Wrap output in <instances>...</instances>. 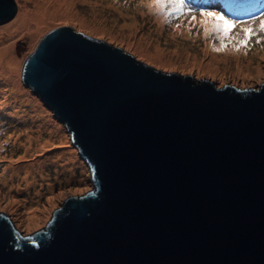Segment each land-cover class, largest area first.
<instances>
[{"label":"water","instance_id":"obj_1","mask_svg":"<svg viewBox=\"0 0 264 264\" xmlns=\"http://www.w3.org/2000/svg\"><path fill=\"white\" fill-rule=\"evenodd\" d=\"M18 12L0 0V26ZM92 189L24 234L0 212V264H264V84L167 73L72 27L22 70Z\"/></svg>","mask_w":264,"mask_h":264},{"label":"rangeland","instance_id":"obj_2","mask_svg":"<svg viewBox=\"0 0 264 264\" xmlns=\"http://www.w3.org/2000/svg\"><path fill=\"white\" fill-rule=\"evenodd\" d=\"M246 1L182 0L184 9L169 10L166 23L159 27L157 14L146 7L149 0H75L77 11L107 27H115L116 34L124 25L126 28L123 29L132 26L134 42H143L152 48L159 46L172 60V65L150 60L123 39L80 27L74 21L57 20L39 35L38 40L35 39V45L27 32L13 39L14 42L5 40V46L1 47L13 45L12 52L22 64L19 92L4 85L0 77V212L10 215L16 228L28 234L45 227L54 209L62 206L66 199L80 197L92 189L90 169L73 146L66 128L22 82L25 62L47 33L63 26L72 27L122 48L158 70L191 75L196 80L211 81L217 87L229 85L259 90L264 84V39L259 43L257 39L264 37V33L257 32L241 50L233 47L235 41H226L224 50L214 51L213 46L219 47V40L211 36L206 38L199 23L202 19L200 11L219 12L226 19L237 21L238 25L264 15V0ZM16 3L18 14L24 3L23 0H16ZM188 9L197 13L195 20L186 15ZM17 14L10 22L1 25L0 30L13 23ZM253 27H258V22ZM238 31L239 27L233 29V34ZM209 62L217 71L202 68ZM69 156L73 159L70 160ZM27 167H32L29 174L25 173L27 170H21L20 174L14 171ZM26 179L31 185L26 184ZM28 214L29 218L39 222L30 225L26 221Z\"/></svg>","mask_w":264,"mask_h":264},{"label":"bare ground","instance_id":"obj_3","mask_svg":"<svg viewBox=\"0 0 264 264\" xmlns=\"http://www.w3.org/2000/svg\"><path fill=\"white\" fill-rule=\"evenodd\" d=\"M246 2H248V0ZM23 3H24L23 7L19 10L16 20L7 27H4L3 29L0 30V41H2V43L0 42V75H1L0 77L2 78L1 80L4 83V85L8 87L11 86L12 89L15 91L17 90L19 92L21 90L20 88L21 85L19 81L20 80L19 71L22 62L17 57L14 56L12 52L13 45H9L7 47H1V46H5L6 43L4 42L5 40L7 41L10 40L11 42H14L13 39H16L17 36L19 37V35H22L26 32L32 37L31 43H33L35 39L38 40L39 35L42 34V32L47 27L52 25L57 20L74 21L80 27L88 28L91 29L92 31H96L113 37L115 35V39L116 38L123 39L122 41H125L128 43L129 46L134 47L135 50L140 55L141 53H144V55L146 54L145 56H147L150 60L157 61L159 63L166 65H172L173 63L171 59L166 57L163 50H161L159 46H155L152 48L148 45L147 46L143 45V42H139V41H137V43L136 41L134 42L133 41L134 32L132 26L127 27L129 29L128 30V29H123L126 28V25H124L123 28L118 32V34H116L114 31L115 27L113 26L112 28L107 27L104 25V23L98 22L94 19H89V17H87L86 15H82L81 12L77 11L74 8L75 0H23ZM248 6H250V4H248ZM166 19L167 16L165 17L159 14L156 15V20L158 22L159 27H162L166 23ZM125 34H127L126 37H124ZM35 43H33L32 45H35ZM242 48L243 47H239L238 50H241ZM237 53L238 52H235V54ZM202 68L211 71V68H214V65H211V63L209 62ZM215 71H217V69ZM63 159L66 160L65 157H63ZM72 159L73 156L70 157V160ZM31 168L32 167H27L26 169L17 168L14 171L19 173L21 170H27L25 173L29 174L30 172L29 170ZM28 176L29 175H27V178ZM29 182L28 179H26V184L31 185ZM29 217L30 215L28 214V219L26 221H28L30 225L31 222L33 223L32 225L34 224L36 225V223L39 222L37 220H32Z\"/></svg>","mask_w":264,"mask_h":264},{"label":"snow or ice","instance_id":"obj_4","mask_svg":"<svg viewBox=\"0 0 264 264\" xmlns=\"http://www.w3.org/2000/svg\"><path fill=\"white\" fill-rule=\"evenodd\" d=\"M146 7L149 11L167 16L169 10L182 11L185 7L182 0H149ZM186 15L190 16L192 20H195L197 13L191 9L187 10ZM199 16L202 18L199 23L203 27V33L206 38L213 37L219 40V47L213 46L214 51H222L227 47L226 41H235L233 44L234 48L246 47L252 36L256 35L257 32L264 33V15L256 17L250 21L241 22L239 25L237 21L226 19L219 12L200 11ZM258 27H253L257 24ZM191 24V21H189ZM177 27H180L178 24ZM239 27V31L233 34V29ZM264 37H259L257 43Z\"/></svg>","mask_w":264,"mask_h":264}]
</instances>
